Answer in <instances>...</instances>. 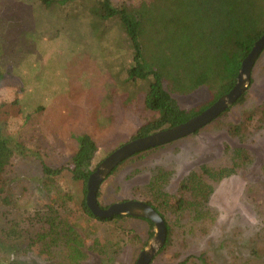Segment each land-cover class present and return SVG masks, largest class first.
Here are the masks:
<instances>
[{
	"label": "rangeland",
	"instance_id": "1",
	"mask_svg": "<svg viewBox=\"0 0 264 264\" xmlns=\"http://www.w3.org/2000/svg\"><path fill=\"white\" fill-rule=\"evenodd\" d=\"M139 1L110 0L115 6ZM96 4L0 0V120L28 153L13 159L17 175L31 180L14 209L46 212L45 202L56 196V215L76 223L83 234L89 254L83 263L102 264L94 258L99 255L104 264H134L150 239L146 220L99 221L82 214L74 202L83 194L82 183L67 171L50 190L38 184L41 160L51 166L69 161L77 135L87 133L96 143L93 171L153 116L143 103L147 81L127 74L132 54L125 33L117 20L95 16L91 7ZM175 98L190 108L206 102L209 94L202 86ZM263 100L264 49L253 64L243 101L193 133L120 162L102 181L97 201L107 207L127 199L146 202V186L158 171L166 177L164 191L191 199L180 184L192 171L202 175L209 189L202 216L191 206L174 211L161 205L168 243L149 264H264V115L258 112ZM237 148L243 156L236 157ZM216 170L223 172L222 178L212 177ZM65 234L78 261L77 237L72 230ZM24 257L27 264L59 260L54 252Z\"/></svg>",
	"mask_w": 264,
	"mask_h": 264
},
{
	"label": "trees",
	"instance_id": "2",
	"mask_svg": "<svg viewBox=\"0 0 264 264\" xmlns=\"http://www.w3.org/2000/svg\"><path fill=\"white\" fill-rule=\"evenodd\" d=\"M43 1L48 6H55L73 0ZM91 11L101 19L118 21L131 48L132 58L127 74L147 81L143 103L153 116L141 123L133 138L185 122L228 92L237 80L243 58L264 33V0H140L136 5L119 6L113 5L110 0H97ZM2 79L0 67V81ZM202 86L209 94L206 102L190 108L178 104L175 95L187 94ZM243 98L244 92L235 102H241ZM258 108V112L264 115V100ZM239 129L235 125L233 130ZM21 141L9 134L0 120V264H27L23 259L29 253L50 256L53 252L59 254V260L54 264H85L82 260L89 254L83 249V234L78 231L76 223L56 215L58 211L53 207L56 196L45 202L46 212H39L36 208L32 212L14 209L19 207L18 200L28 191V184L31 183V180L17 175L13 163L16 155H28ZM76 141L77 147L66 163L51 166L41 160L40 187L50 190V185L54 186L59 176L67 171L72 180L82 183V196L74 198L82 214L99 221L132 217L113 215L100 218L90 211L85 200L86 183L92 172L91 159L97 146L87 133L77 135ZM236 150V157L243 156L241 148ZM116 167L110 174L115 172ZM158 173H154L146 186L149 190L146 202L158 212L161 205L174 211L191 206L201 217L209 195L202 175L192 171L182 180L180 191L189 192L192 196L185 200L183 196L164 191L161 185L166 177L160 171ZM212 174L215 179L223 176L221 170ZM160 215L164 218L163 214ZM140 219L148 222L147 234L152 236L153 223L146 218ZM165 224L169 234V226ZM67 230H72L74 238L77 237L75 249L80 257L78 261L74 260V250L72 252L68 247ZM96 243L93 242L94 245ZM167 243L168 239L161 248ZM94 258L104 264L99 255Z\"/></svg>",
	"mask_w": 264,
	"mask_h": 264
},
{
	"label": "water",
	"instance_id": "3",
	"mask_svg": "<svg viewBox=\"0 0 264 264\" xmlns=\"http://www.w3.org/2000/svg\"><path fill=\"white\" fill-rule=\"evenodd\" d=\"M263 49L264 33L256 39L248 54L243 58L237 80L228 92L220 95L212 104L185 122L123 143L111 151L89 174L85 200L95 216L109 218L113 215H129L146 218L153 223V235L150 236L147 245L139 252L134 264H149L156 251L164 245L167 235L164 218L147 202L135 199L122 200L111 203L107 207H101L97 201V191L100 184L124 159L140 151L193 133L232 105L248 85L253 64Z\"/></svg>",
	"mask_w": 264,
	"mask_h": 264
}]
</instances>
